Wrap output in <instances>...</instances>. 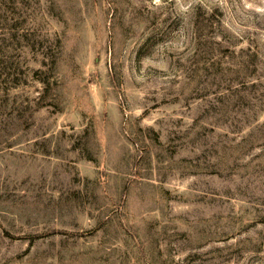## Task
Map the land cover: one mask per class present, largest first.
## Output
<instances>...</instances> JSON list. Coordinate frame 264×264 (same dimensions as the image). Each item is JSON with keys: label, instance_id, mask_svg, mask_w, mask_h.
I'll list each match as a JSON object with an SVG mask.
<instances>
[{"label": "rangeland", "instance_id": "1", "mask_svg": "<svg viewBox=\"0 0 264 264\" xmlns=\"http://www.w3.org/2000/svg\"><path fill=\"white\" fill-rule=\"evenodd\" d=\"M0 264H264V0H0Z\"/></svg>", "mask_w": 264, "mask_h": 264}, {"label": "trees", "instance_id": "2", "mask_svg": "<svg viewBox=\"0 0 264 264\" xmlns=\"http://www.w3.org/2000/svg\"><path fill=\"white\" fill-rule=\"evenodd\" d=\"M42 82H44L45 84V89L47 88V86L49 85V82L48 81H45V80H41ZM48 89V88H47ZM41 98L43 97V94L40 96Z\"/></svg>", "mask_w": 264, "mask_h": 264}]
</instances>
